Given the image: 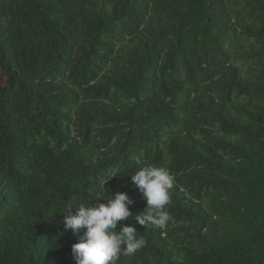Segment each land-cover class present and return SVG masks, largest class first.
<instances>
[{
	"label": "trees",
	"instance_id": "16d2710c",
	"mask_svg": "<svg viewBox=\"0 0 264 264\" xmlns=\"http://www.w3.org/2000/svg\"><path fill=\"white\" fill-rule=\"evenodd\" d=\"M0 74V264H75L69 204L139 215L147 166L172 220L117 264H264V0H0Z\"/></svg>",
	"mask_w": 264,
	"mask_h": 264
},
{
	"label": "clouds",
	"instance_id": "9594fccd",
	"mask_svg": "<svg viewBox=\"0 0 264 264\" xmlns=\"http://www.w3.org/2000/svg\"><path fill=\"white\" fill-rule=\"evenodd\" d=\"M116 177L114 174L111 178ZM109 178V179H111ZM101 182L102 188L109 180ZM134 185L146 201V209L139 215L130 211L134 203L126 193H116L106 203L73 208L71 204L63 215L64 231L80 235L72 245L75 264H117L121 256H132L146 245L143 235L138 236L136 224L166 229L172 220L166 210L171 202L174 177L161 166H147L131 176ZM75 209V215L72 210ZM135 223H131V221ZM129 221L126 225L123 222ZM119 226V231L117 228Z\"/></svg>",
	"mask_w": 264,
	"mask_h": 264
},
{
	"label": "rangeland",
	"instance_id": "374dc122",
	"mask_svg": "<svg viewBox=\"0 0 264 264\" xmlns=\"http://www.w3.org/2000/svg\"><path fill=\"white\" fill-rule=\"evenodd\" d=\"M1 84H3V78H2V76H1V74H0V85Z\"/></svg>",
	"mask_w": 264,
	"mask_h": 264
}]
</instances>
